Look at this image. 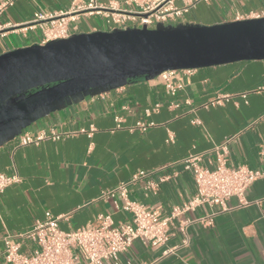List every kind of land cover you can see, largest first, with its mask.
<instances>
[{
	"label": "crops",
	"instance_id": "crops-1",
	"mask_svg": "<svg viewBox=\"0 0 264 264\" xmlns=\"http://www.w3.org/2000/svg\"><path fill=\"white\" fill-rule=\"evenodd\" d=\"M5 0H0V4ZM75 0H14L0 13V24L11 22L0 34V54L39 44L40 28L21 30L37 11L71 8ZM108 4L112 0H97ZM121 3L124 0H117ZM182 1H177L181 6ZM264 11V0H218L200 2L175 24L215 25L237 19V14ZM75 33L109 31L102 15H82ZM181 90L168 93L159 75L130 79L124 86L93 91L43 108L24 121L0 130V173H17L21 181L0 195V250L8 233L30 229L46 213L62 217L60 227L69 231L111 213L116 222L130 221L132 214L116 208L102 192L129 181L139 170H154L174 163L165 172L177 173L160 183L158 190L143 183L130 186V198L169 215L196 193L193 175L180 161L190 152L205 153L203 164L213 168L214 145L230 137L228 162L252 169L264 167V60L239 61L181 73ZM249 92L221 105H203L219 94ZM178 103L172 107L171 103ZM156 111L150 114L147 109ZM199 119L201 125L193 123ZM138 122L152 123L146 131L132 130ZM94 126L92 135L88 132ZM85 129V132H81ZM56 132L59 140L19 145L25 133ZM174 141L169 142V135ZM248 201L264 199V177L247 190ZM121 204V201H117ZM228 210L214 216L212 225L195 223L188 229L190 243L181 246L183 235L174 229L165 245L151 247L136 239L119 255L120 264H264V202L239 206L228 201ZM209 206L188 212L199 218L210 213ZM179 220L175 221L178 224ZM21 249L32 252L35 244L23 241ZM169 249L172 252L166 253ZM0 264H9L0 255ZM105 264H113L106 262Z\"/></svg>",
	"mask_w": 264,
	"mask_h": 264
},
{
	"label": "built area",
	"instance_id": "built-area-1",
	"mask_svg": "<svg viewBox=\"0 0 264 264\" xmlns=\"http://www.w3.org/2000/svg\"><path fill=\"white\" fill-rule=\"evenodd\" d=\"M177 1H182L183 4L179 6ZM215 1L218 0H124L122 3L112 0L108 4H101L97 0H75L71 8L66 11H37L31 22L21 25V30L40 28L43 37L39 44L45 45L50 41L67 39L76 34L75 23L80 20V17L94 14L103 16L105 24L110 27L109 31L144 26L155 29L158 24L177 25L174 22L188 13L191 8L196 7L198 3ZM13 2L14 0L2 2L0 13ZM261 17H264V11L237 14L236 20ZM10 28H16V25L11 22L0 24V34L4 36ZM194 70H168L160 73L159 77L168 93L175 96L183 87L179 79L180 74H191ZM263 89L264 87H260L254 92ZM248 93L219 94L203 106L207 108L221 105L237 96L246 98ZM171 106L177 107L178 103L172 102ZM158 107L159 104L153 110L147 109L146 113L150 114ZM193 123L201 125L199 119H194ZM152 125V123L138 122L131 129L143 132ZM95 130L96 128L91 126L88 134L92 135ZM81 132H85V129ZM62 136L56 132H28L20 136L19 145L39 144L49 138L59 140ZM232 140L233 137H230L211 149L213 168L204 166L205 153L203 152L192 151L177 161L182 163L184 170L193 175L196 193L181 205L173 206L169 215H163L159 210L131 199L130 186L143 183L146 189L158 190L160 183L171 179L177 173L163 172L158 180H153L152 176L174 163L154 170H139L132 175L129 181H123L113 189L102 192V198L114 200L116 208L132 214L130 221L116 222L111 213H101L94 221L65 231L59 224L62 217H56L47 212L45 219L37 220L30 229L8 233L3 237L4 245L0 250V255L9 264H105L106 262L120 264L119 255L127 251L136 239L141 240L145 245L159 247L168 243L174 229L183 235L181 246H187L190 243L189 227L195 223L212 225L216 214L231 208L228 205L231 198H237L239 206L264 202V199L248 201L245 197L250 186L264 177V167L252 169L245 165L229 164V143ZM168 141H174L173 134L169 135ZM20 181L21 177L17 173L11 175L0 173V195L10 185ZM117 201H121V204ZM202 206H209L212 210L209 214L199 218L184 217L188 212L195 211ZM176 220H179L178 224H175ZM26 240L35 244L32 252L21 249L22 242ZM172 251L173 249H169L166 253Z\"/></svg>",
	"mask_w": 264,
	"mask_h": 264
},
{
	"label": "water",
	"instance_id": "water-1",
	"mask_svg": "<svg viewBox=\"0 0 264 264\" xmlns=\"http://www.w3.org/2000/svg\"><path fill=\"white\" fill-rule=\"evenodd\" d=\"M264 60V17L76 33L0 54V130L39 110L168 70Z\"/></svg>",
	"mask_w": 264,
	"mask_h": 264
}]
</instances>
